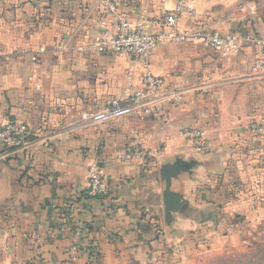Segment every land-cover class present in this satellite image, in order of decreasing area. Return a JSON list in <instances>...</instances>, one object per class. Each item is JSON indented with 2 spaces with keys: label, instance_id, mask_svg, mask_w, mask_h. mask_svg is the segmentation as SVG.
<instances>
[{
  "label": "crops",
  "instance_id": "0c3cea01",
  "mask_svg": "<svg viewBox=\"0 0 264 264\" xmlns=\"http://www.w3.org/2000/svg\"><path fill=\"white\" fill-rule=\"evenodd\" d=\"M101 1L0 0V128L14 119L33 132L29 146L0 160V264H185L230 245L245 212L234 147L252 120H264V70L254 68L262 47L249 41L224 55L196 41L161 42L149 67L178 92L177 104L163 116L93 123L107 101L142 87L146 69L127 53L84 50L117 30ZM112 1L132 21L175 7L174 0ZM244 2L254 17L239 8ZM193 4L195 16L183 15L181 28L264 32V0ZM184 127L204 130L211 149L194 150L179 135ZM134 146L152 155L123 160ZM179 158L194 163L172 180L187 203L168 213L161 170ZM94 163L104 174L100 198L87 194Z\"/></svg>",
  "mask_w": 264,
  "mask_h": 264
},
{
  "label": "built area",
  "instance_id": "2783aa9c",
  "mask_svg": "<svg viewBox=\"0 0 264 264\" xmlns=\"http://www.w3.org/2000/svg\"><path fill=\"white\" fill-rule=\"evenodd\" d=\"M175 7L163 11L159 17L150 20L142 14L136 21L118 10L112 0L101 1L102 7L117 16V30L96 37L84 47L86 52L99 54H129L135 62H143L146 69L142 76V87L133 94L114 98L90 115L93 123H107L123 117H153L163 116L167 108L177 104L176 90L168 89L165 79L155 74L149 67V59L154 48L161 42L187 43L200 42L224 55L235 54L246 42H255L262 47V55L257 58L254 68L264 70V32L257 36L243 35L238 32L223 34L217 29L207 26L200 28H181L179 21L183 15L195 16L194 2L197 0H174ZM249 15L255 16L256 9L246 2L239 5ZM253 131L264 132L260 123L253 124ZM179 135L192 142L197 152H207L211 149L204 130L196 127H184ZM33 132L29 126L18 120L11 119L0 128V160H6L17 150L31 144ZM152 152L140 146H134L122 154L123 160L140 158L147 160ZM104 174L97 163L89 170V185L87 194L92 198H100L105 193ZM148 211V209H147ZM83 229H74L73 249L79 251L82 245Z\"/></svg>",
  "mask_w": 264,
  "mask_h": 264
},
{
  "label": "rangeland",
  "instance_id": "374dc122",
  "mask_svg": "<svg viewBox=\"0 0 264 264\" xmlns=\"http://www.w3.org/2000/svg\"><path fill=\"white\" fill-rule=\"evenodd\" d=\"M255 123L264 126V120H252L234 147L233 182L245 211L238 215L236 234L230 245L202 252L185 264H264V132L253 131ZM178 262L183 264H172Z\"/></svg>",
  "mask_w": 264,
  "mask_h": 264
},
{
  "label": "water",
  "instance_id": "95a60500",
  "mask_svg": "<svg viewBox=\"0 0 264 264\" xmlns=\"http://www.w3.org/2000/svg\"><path fill=\"white\" fill-rule=\"evenodd\" d=\"M194 163L186 162L183 159L179 158L175 163L166 165L161 170V175L166 182V189L163 193V202L165 209L168 213L181 211L187 203L184 195L172 190V180L173 178L178 177V175L192 168Z\"/></svg>",
  "mask_w": 264,
  "mask_h": 264
},
{
  "label": "trees",
  "instance_id": "16d2710c",
  "mask_svg": "<svg viewBox=\"0 0 264 264\" xmlns=\"http://www.w3.org/2000/svg\"><path fill=\"white\" fill-rule=\"evenodd\" d=\"M94 261H95V259H92L89 264H93Z\"/></svg>",
  "mask_w": 264,
  "mask_h": 264
}]
</instances>
